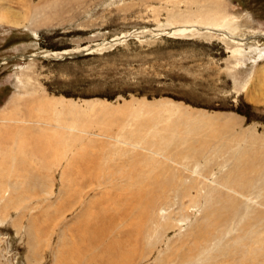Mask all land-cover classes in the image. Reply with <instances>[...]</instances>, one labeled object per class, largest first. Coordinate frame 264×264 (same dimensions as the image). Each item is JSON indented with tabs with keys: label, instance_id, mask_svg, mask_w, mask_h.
Here are the masks:
<instances>
[{
	"label": "rangeland",
	"instance_id": "1",
	"mask_svg": "<svg viewBox=\"0 0 264 264\" xmlns=\"http://www.w3.org/2000/svg\"><path fill=\"white\" fill-rule=\"evenodd\" d=\"M0 8V264H264V0Z\"/></svg>",
	"mask_w": 264,
	"mask_h": 264
},
{
	"label": "bare ground",
	"instance_id": "2",
	"mask_svg": "<svg viewBox=\"0 0 264 264\" xmlns=\"http://www.w3.org/2000/svg\"><path fill=\"white\" fill-rule=\"evenodd\" d=\"M3 9V8H0ZM17 14L11 13L10 11H8L6 8H4L2 11L0 10V23L1 22H6V21H10V23L12 24H19V22H16L17 19ZM232 18V16H231ZM232 20V19H231ZM235 20V19H233ZM171 27V26H170ZM170 30V31H168ZM234 30L235 27H233L231 25V22L229 21V19H227V17H225L224 19H222L220 22H215L213 24L210 23H203V25L200 26H195V25H190V26H186V27H173V28H150L149 31L153 34V35H159V34H173V33H177V32H182V33H190V32H199L200 34L203 35H207L208 33H218L221 35H224L227 41L229 42H240L243 44V42L248 41V39H250V37H248V39L245 40H240L237 38V36H235L234 34ZM236 31V30H235ZM126 34V33H125ZM122 36L121 38H115L112 41H103V42H99V43H92L88 46H85L83 48H79V49H70V50H66L63 52H54V51H47V50H42L41 51V55L43 57H51V58H67V57H74L77 56L78 54H82V53H91L94 51H98V50H102L103 48L107 47L108 45H112L114 43H117V41L119 42L120 40H125L126 38H128V36L133 35L129 34V35H125ZM37 34H35L36 36ZM212 35V34H210ZM139 37V36H138ZM253 38V37H251ZM25 57V56H23ZM22 57V58H23ZM35 57H37V55H32V56H28L27 58L30 59H34Z\"/></svg>",
	"mask_w": 264,
	"mask_h": 264
}]
</instances>
